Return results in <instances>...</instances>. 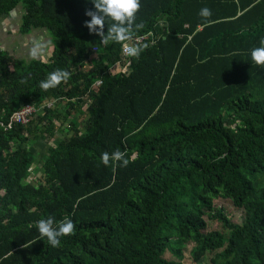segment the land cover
<instances>
[{
  "label": "trees",
  "instance_id": "16d2710c",
  "mask_svg": "<svg viewBox=\"0 0 264 264\" xmlns=\"http://www.w3.org/2000/svg\"><path fill=\"white\" fill-rule=\"evenodd\" d=\"M93 8L0 0V21L19 12L18 35L47 33L51 46L18 61L0 45V264H181L193 242L196 263L264 264V68L251 59L264 0H141L139 59L89 33ZM58 69L69 80L41 89ZM26 106L32 117L17 123ZM116 150L135 159L104 166ZM49 216L76 226L56 248L36 227Z\"/></svg>",
  "mask_w": 264,
  "mask_h": 264
},
{
  "label": "clouds",
  "instance_id": "9594fccd",
  "mask_svg": "<svg viewBox=\"0 0 264 264\" xmlns=\"http://www.w3.org/2000/svg\"><path fill=\"white\" fill-rule=\"evenodd\" d=\"M91 3L94 8L86 9L85 11V15L90 17V19L84 21V26L87 27L89 33L98 35L100 42L106 47L110 43L121 44L123 54L126 57L139 59L141 53L149 47L147 43L134 42L133 37L134 30L143 28L142 23H136L137 13L141 8V0H91ZM199 15L207 22L208 18L212 16V10L208 7H203L200 9ZM105 24H107L106 32L104 30ZM260 44L261 47L254 48L251 51V59L256 66L264 68V39H261ZM42 48L43 45L36 44L32 49L33 57ZM70 76V72L58 69L40 82V88L45 91L56 88L61 83L67 82ZM134 159V156L127 157V154L120 150H116L111 154L103 152L100 157L101 163L106 167L109 166L110 162L113 167H126ZM36 227L40 236L46 237L49 245L53 248L60 246L61 237L74 235L76 230L72 220L65 219L57 225L51 216L39 220ZM35 241H31L30 244H23L22 247H30ZM12 254L13 252H9L4 259H7Z\"/></svg>",
  "mask_w": 264,
  "mask_h": 264
},
{
  "label": "crops",
  "instance_id": "0c3cea01",
  "mask_svg": "<svg viewBox=\"0 0 264 264\" xmlns=\"http://www.w3.org/2000/svg\"><path fill=\"white\" fill-rule=\"evenodd\" d=\"M20 17L21 13L16 12L14 17L10 16L6 20L0 21V45H2L3 50L9 52L18 61L46 58L51 47L48 44L47 33L33 31L28 35L19 36ZM36 44L43 45V48L33 57L32 49Z\"/></svg>",
  "mask_w": 264,
  "mask_h": 264
},
{
  "label": "rangeland",
  "instance_id": "374dc122",
  "mask_svg": "<svg viewBox=\"0 0 264 264\" xmlns=\"http://www.w3.org/2000/svg\"><path fill=\"white\" fill-rule=\"evenodd\" d=\"M63 133H65L64 130H63ZM58 135H60V132H58ZM35 144H38L35 146L36 151L42 152L43 150H42L41 146H45V144H43L42 142L34 141V145ZM34 168H35V166L31 165V169H34ZM34 171H36V169H34ZM214 207L223 208L224 214L227 216V218L229 219V222L231 224L235 225V224L242 223L243 216H244L243 210H239V209L233 207V205H231V203L228 200L222 199V198L216 199V200H214ZM208 226H209L208 231H222V227L219 223L209 222ZM195 247H196V244L194 242L184 244V247L182 248L181 264H204L206 262L205 258L201 259L200 262H198V263L195 262V260L193 258L194 257L193 256V250ZM164 258L167 260L177 261V259L174 257V255L168 251L164 254Z\"/></svg>",
  "mask_w": 264,
  "mask_h": 264
},
{
  "label": "built area",
  "instance_id": "2783aa9c",
  "mask_svg": "<svg viewBox=\"0 0 264 264\" xmlns=\"http://www.w3.org/2000/svg\"><path fill=\"white\" fill-rule=\"evenodd\" d=\"M144 39H147V37H141V38H137V42H142L144 41ZM61 99H60V104H61ZM33 112L34 110L31 108V107H23L21 108L20 110H18L15 115H14V120L17 122V123H22V124H26L30 118L32 117L33 115Z\"/></svg>",
  "mask_w": 264,
  "mask_h": 264
},
{
  "label": "water",
  "instance_id": "95a60500",
  "mask_svg": "<svg viewBox=\"0 0 264 264\" xmlns=\"http://www.w3.org/2000/svg\"><path fill=\"white\" fill-rule=\"evenodd\" d=\"M14 15H15V12L11 13V17H14Z\"/></svg>",
  "mask_w": 264,
  "mask_h": 264
}]
</instances>
